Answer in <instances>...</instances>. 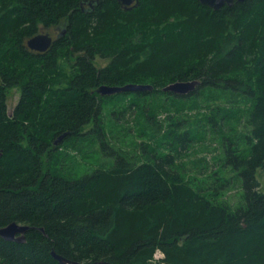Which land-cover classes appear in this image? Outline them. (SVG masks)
I'll return each mask as SVG.
<instances>
[{
    "label": "trees",
    "instance_id": "trees-1",
    "mask_svg": "<svg viewBox=\"0 0 264 264\" xmlns=\"http://www.w3.org/2000/svg\"><path fill=\"white\" fill-rule=\"evenodd\" d=\"M84 1L0 0V227L33 228L24 244L0 239V264H59L52 251L78 264H157L156 250L163 264H264V0L218 11L196 0L82 11ZM57 27L45 53L27 49ZM192 80L189 95L162 91ZM127 84L153 91L95 93ZM110 102L116 120L131 109L145 119L132 150L107 138ZM207 132L219 146L212 168L188 159ZM84 145L112 160L65 175ZM236 188L234 206L224 197Z\"/></svg>",
    "mask_w": 264,
    "mask_h": 264
},
{
    "label": "rangeland",
    "instance_id": "rangeland-1",
    "mask_svg": "<svg viewBox=\"0 0 264 264\" xmlns=\"http://www.w3.org/2000/svg\"><path fill=\"white\" fill-rule=\"evenodd\" d=\"M48 32L53 36L57 37L58 31L56 28L48 30ZM96 67L97 66H104L106 65V61L96 59L94 61ZM20 93L17 88H12L8 91L7 95V111L8 114L11 115V112L13 111L14 107L20 100ZM200 104H203L202 100H199ZM126 104V103H124ZM146 104L150 105L149 102ZM115 105H112L111 102L109 105H105L102 112V121L105 125L104 129L107 134L108 140L114 144L116 147H119L121 149L126 150H132V142L136 141L137 143H140L142 140L145 139V137H140L139 135L141 133H144L146 136H148L147 127L145 125V119L143 118V115L139 112H134L133 109L129 110L128 113H125L123 116H119L117 120L115 119V115L112 114V116H108V112L114 108ZM123 107V106H122ZM120 109V108H118ZM203 111V109H202ZM196 113L195 110H193L189 115H194ZM167 113L163 112L158 116V120L164 122L165 117ZM116 120V122H115ZM113 123H116L112 125ZM92 125H88L85 129L86 131L91 129ZM110 130V131H109ZM210 132H207V137L205 138V143L201 144H195L190 150L189 158L190 160H198V159H204L206 161V164L209 166V168H212V161L217 155L215 150L219 149L216 137H212L209 135ZM167 150V149H165ZM71 158L68 160H64L63 164L66 165L63 168L66 170L65 175H69L70 177H79L85 172L92 171L96 168L104 167L105 165H108L109 162L112 160L109 159L107 155H105V151L101 150V152L96 148L89 145L81 146L80 151L70 150ZM107 162V163H106ZM208 168V167H207ZM210 171V170H209ZM197 172H194L193 174H196ZM192 174V175H193ZM210 175V172L207 173ZM197 179H203L204 175H195ZM257 180L261 184V188L264 189V175L258 171L257 172ZM239 190L231 189L230 192L226 194L224 197L228 202L232 203L234 206L238 203L239 200ZM160 252V254H158ZM154 256H157L158 259H155ZM162 257V258H161ZM161 259H163V254L161 251H155L153 255V261L157 264H163Z\"/></svg>",
    "mask_w": 264,
    "mask_h": 264
},
{
    "label": "water",
    "instance_id": "water-1",
    "mask_svg": "<svg viewBox=\"0 0 264 264\" xmlns=\"http://www.w3.org/2000/svg\"><path fill=\"white\" fill-rule=\"evenodd\" d=\"M100 0H91L84 1L80 4L81 10L84 11V8L93 9L95 5L99 3ZM119 4L122 6H137L138 0H117ZM201 5L210 8L213 11L220 10L224 5L232 6L234 4V0H196ZM237 3H242L246 0H235ZM248 1V0H247ZM65 32L63 33V35ZM53 40L49 35V32H41L36 34L34 37L30 38L26 42V47L28 50L38 53H45L50 46L52 45ZM199 85V81H185V82H175L172 83L162 89L165 93H171L178 96H186L187 94H191L194 92ZM153 91V86L151 85H136V84H127L124 86H108V85H100L95 89V93L101 97L112 96L116 94L122 93H137V92H151ZM65 135H61L54 141V146H57L58 143L62 140ZM33 228L19 224L16 222H12L6 226L0 227V239L6 242H15L19 244H24L26 241V234L32 230ZM43 233L42 229H38ZM51 256L58 261L59 264H78L77 262H72L69 260H65V258L55 254L53 251L51 252Z\"/></svg>",
    "mask_w": 264,
    "mask_h": 264
},
{
    "label": "flooded vegetation",
    "instance_id": "flooded-vegetation-1",
    "mask_svg": "<svg viewBox=\"0 0 264 264\" xmlns=\"http://www.w3.org/2000/svg\"><path fill=\"white\" fill-rule=\"evenodd\" d=\"M117 1V0H116ZM118 2V1H117ZM119 3V2H118ZM122 6V5H121ZM124 7V9H126V8H129L130 6H123ZM57 30L58 31H61V28L60 27H57ZM45 32H48V31H45ZM64 33V32H63ZM63 33H62V35H63ZM49 35L51 36V38H52V40L53 41H55L56 40V38L57 37H53L50 33H49ZM33 52V51H32ZM35 53H38V52H35ZM42 54V53H41Z\"/></svg>",
    "mask_w": 264,
    "mask_h": 264
},
{
    "label": "built area",
    "instance_id": "built-area-1",
    "mask_svg": "<svg viewBox=\"0 0 264 264\" xmlns=\"http://www.w3.org/2000/svg\"><path fill=\"white\" fill-rule=\"evenodd\" d=\"M158 251V250H157ZM158 254H160V252H158ZM155 259H158L157 256H154ZM162 258V257H161Z\"/></svg>",
    "mask_w": 264,
    "mask_h": 264
}]
</instances>
